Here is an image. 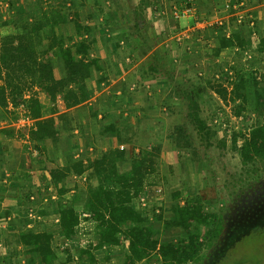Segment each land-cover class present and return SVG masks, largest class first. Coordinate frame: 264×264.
Here are the masks:
<instances>
[{
  "label": "crops",
  "instance_id": "obj_1",
  "mask_svg": "<svg viewBox=\"0 0 264 264\" xmlns=\"http://www.w3.org/2000/svg\"><path fill=\"white\" fill-rule=\"evenodd\" d=\"M62 1L43 0L38 5L37 0H0V33L6 35L25 32L22 19L28 17L29 12L37 15L41 9L49 8L50 3L58 4ZM67 4L70 8L62 11L63 21L54 28L47 25L42 31L48 35L55 32L59 36L69 37L66 46L67 43L76 44L83 39L96 38L89 55L98 58L103 68L91 69L90 76L85 79V96L78 104L68 107L64 94L57 95L55 104L59 111H71L75 121L73 130L63 131L60 135L57 152L54 145L47 140L39 144L40 148L36 147L29 136L34 119L29 123L20 121L21 117L18 118L17 115L23 110L19 103L13 102L11 87L6 86L8 104L6 107L0 105V237L6 230L19 232L22 228L33 225L30 222L33 219L22 210L27 204L23 192H31L35 204L32 207L40 208L42 205L47 210H53L59 201L72 194L71 199H66V205L73 206L80 215L74 237L80 238V242H86L85 245L81 244V251L88 244H97L100 240L96 231L97 222L83 203L87 198L88 185L96 184V179L89 177L92 171L89 166L104 152L118 146L117 138L104 132V125L114 118L117 124H124L129 118L136 123L148 116L161 122L169 107L176 110L171 115L177 118L174 123L180 121L179 97L170 95L164 85L156 88L161 82H157L159 79L146 80L138 88L136 84L130 83L134 67L128 66L137 60L144 62L153 51H157L164 64L167 61L165 57H170L178 78L189 74L190 69L215 78L220 76V71L227 69L230 72L252 71L257 68L261 70L264 67V51L259 47L264 38V0H68ZM138 12L144 17L143 22L139 23L140 32L143 34L140 40L148 38L150 42L156 41L152 50L141 59L139 56L136 58L130 49L137 41L132 33L136 31L134 17ZM76 21L89 25L90 31L83 30L78 33ZM234 33H238L245 44L242 47L236 44L222 47L220 38L230 37ZM47 45V41H44L37 49H46ZM50 62L57 79L67 76L62 58L52 55ZM0 74V84L5 85L6 73L2 70ZM186 77L192 78L188 75ZM229 78L233 79V76ZM126 83L129 85L128 90ZM69 88L76 89L77 84L69 83ZM39 90L35 84L33 92H23L22 95L29 97L39 94ZM212 93L217 96L215 92ZM219 102L224 105L218 96L217 103L220 104ZM169 139L173 147V138H168L161 143L163 149H169ZM121 146L126 150V159L119 163L122 171L128 169V158L137 154L139 148L132 144ZM69 160H81L87 170L83 174L69 175L66 186L70 190L59 196L49 169L63 166ZM158 177V171L147 173L144 189L133 201L134 206L141 209L153 223L157 212H162L163 216L171 214L174 203L173 200L169 201L166 194L157 193L159 184L154 183ZM76 184L77 190L74 189ZM47 188L51 197H45ZM154 190L155 194H151ZM76 191L80 192L79 205V201L74 199ZM54 198L58 201L53 202ZM57 215L59 220V212ZM49 218L48 215L40 217L39 220L44 223L40 230H51L47 227ZM57 226L58 237L71 242L73 239L65 238L59 224ZM93 229L94 237L89 239L90 236L86 235ZM106 248L114 250L115 247L104 245L93 250L96 261L105 256L103 251ZM128 251L127 240L124 255Z\"/></svg>",
  "mask_w": 264,
  "mask_h": 264
},
{
  "label": "trees",
  "instance_id": "obj_2",
  "mask_svg": "<svg viewBox=\"0 0 264 264\" xmlns=\"http://www.w3.org/2000/svg\"><path fill=\"white\" fill-rule=\"evenodd\" d=\"M42 2L43 0H37L36 4L41 5ZM67 2L68 0H63L58 4L50 3L49 8L41 9L37 15L32 11L29 12L30 15L22 19V27L25 30L23 33L6 35L0 33V72L4 70L6 73L5 85L0 84V105L6 107L8 104L6 86L11 87V99L18 104L23 96L21 84H26L24 82H28L27 80L32 84H37L40 93L34 94L26 101L28 114L34 119V126L29 129V136L37 148H40L39 144L47 140L54 145L56 152L62 132L71 131L75 126L71 111L60 112L57 108L55 104L57 95L64 94L68 107L78 104L85 96V79L90 76L91 69L103 68L98 58L89 55L96 38L83 39L76 44L68 45L67 43L66 46L65 43L70 39L69 37L59 36L55 32L48 35L42 31L47 25L54 28L63 21L62 11L70 8ZM29 17L32 19L30 20ZM134 19L136 31L132 34L137 41L130 49L141 57L152 50L156 41L153 43L147 38L142 42L140 38H143V34L140 32L139 23L143 22L144 17L138 12ZM76 28L78 33L83 30L90 31L89 25L77 21ZM44 41H47V48L38 50V46ZM220 42L222 47L234 44L242 47L245 44L244 39L238 33L230 37L223 36ZM259 49L264 51V38L261 40ZM158 54L157 51H153L147 57L146 62L141 64L140 73L133 72L132 80L138 87L143 86L148 79H159L156 81H163L164 83L160 85L164 84L166 91L170 95L179 97L181 103L184 104V108L178 112L180 121L174 125L173 147L176 150H185L187 146L192 145L193 139L189 125L193 126L199 139L205 142L207 147L214 143L213 134L215 132L210 125L209 118L202 112V105L198 98L201 96V89L196 88L197 86L194 88L195 85H205L210 93L215 92L226 105L234 103V112L238 115L246 110L251 97L254 110L264 112V80L262 82L253 77L250 83L249 74L236 70L235 77L228 82L230 86L222 81L214 82L203 77L196 80L181 74L185 82L189 84L185 85L181 83L182 78L176 76L175 69L169 70ZM52 55L63 59L67 70L65 78L55 77L50 62ZM224 77L230 79L227 75ZM69 83L77 84V88L70 89ZM126 86L128 90L127 83ZM175 111L169 107L168 114L172 115ZM117 123L114 118L109 124H105L104 132L115 136L118 146L104 152L89 166L92 169L89 177H94L96 184L88 185L87 198L83 203L85 209L97 222L96 231L100 240L97 244L90 243L87 248L81 249V257L95 262L96 257L93 250L104 245H121L126 239L129 251L124 255L123 264H138L153 254L157 255V260L162 264H188L198 261L202 250L200 229L205 226L210 230L218 224L220 216L216 212L208 211L202 201L197 200L184 204L174 202L170 217L165 218L163 213L159 212L154 220L155 223L150 222L143 211L134 206L133 201L143 191L144 178L153 169L154 152L160 151L162 144L156 142L152 150L146 146L158 139L156 135L163 133L164 126L160 121L149 116L136 123L130 118L127 123ZM139 133L140 135L137 136ZM237 138L238 134L233 133L232 145L238 151L242 162L245 165L264 167V123L254 125L247 133H244L241 146L237 145ZM143 141L146 142L143 144L145 146L139 145ZM123 144H132L138 147L139 151L130 159L128 158V169L121 171L119 163L126 159L125 147L121 146ZM220 144L225 145V141H220ZM86 170L81 160H69L63 166L50 168L49 173L56 185L58 195L62 196L69 192L70 187L66 186V179L69 175L83 174ZM74 189H78L77 184ZM173 195L177 198L180 192L176 191ZM58 203L60 230L65 238H72L80 223V215L73 206H67L62 200ZM163 217L166 227H178L183 231L180 238L162 241L157 231L156 220L160 221ZM262 233H264V226L241 235L222 258L228 256L229 250L236 242L250 235ZM11 236L17 244L25 248L26 254L35 264H55L58 255L53 246L54 233L52 230L27 229L12 232Z\"/></svg>",
  "mask_w": 264,
  "mask_h": 264
},
{
  "label": "rangeland",
  "instance_id": "obj_3",
  "mask_svg": "<svg viewBox=\"0 0 264 264\" xmlns=\"http://www.w3.org/2000/svg\"><path fill=\"white\" fill-rule=\"evenodd\" d=\"M137 56L138 54L135 53L136 58ZM165 58L167 59V68L169 70H176L173 61H170V57L166 56ZM138 61H134L128 68L134 67L133 71L139 74L141 64L146 62V60L144 62ZM263 70L264 67L261 70L257 68L256 70L245 71L246 74H249L248 80L250 83H252L253 77L263 82ZM189 71L190 73L187 75L191 76L192 79L195 78L197 80L203 77L214 82L217 80L223 83L231 80L226 79L224 75L233 76L234 78L236 72V70L232 72L229 69L227 71L222 70L219 72L220 76L215 78V76L211 75L206 76L205 73H200L199 70L190 69ZM158 78L162 77L158 76ZM27 81L24 82L26 84H21L22 92H33L35 84L30 83L29 80ZM181 83L189 85L185 82L184 78L181 79ZM160 84L156 88L160 87ZM195 87H200L201 89V96L198 98L202 105V112L209 118L210 125L215 132L213 134V145L207 147L205 142L199 139V135L193 126L189 125L190 135L193 139L192 145L187 146L186 151L183 149L176 150L171 146L169 139V149L161 147L160 151L154 152L153 169L149 173L158 171V180L153 183L163 187L164 194L167 195L169 201L173 200L174 202L184 204L186 202L201 200L208 211L216 212L220 216L218 224L213 226L214 229L211 227L209 230L205 226L200 229L202 241L200 257L198 261L188 264H264V233L250 235L236 242L229 250L228 256L222 258L241 235L264 226V167L251 164L245 165L238 151L232 145L233 133L238 134L237 145L241 146L243 134L247 133L252 126L264 123V112L262 110H254L251 97L246 110L238 115L234 112V103H231V105L224 103L222 105L219 102L220 104H218V95L210 93L205 85H195ZM31 96H22V100L19 101V106L23 111L22 113H18V118H22L28 114L26 101ZM178 103L181 102L179 101ZM180 106L182 109L184 108V104L181 103ZM164 116V120L161 121V124L164 126L163 133L156 135L158 139H155L153 144H146V147L150 150L155 148L156 142L162 143L168 138H173L172 145L175 142L173 137L174 119L176 120L177 118L168 113ZM223 140L225 141V145L220 144V141ZM144 143L146 142L143 141L139 145H143ZM176 191H179L180 195L174 198L173 194ZM23 193L27 198V204L22 210L24 213L27 212L30 215L29 217L33 219L30 221L33 225L25 229L22 228V230H40V226L44 224L42 220H39L40 217L42 218L46 215L50 217L47 227L51 228L54 233L53 246L58 255L55 264H123L124 251L127 245L126 239H124L121 245H109V247H115L114 250L106 248L103 251L105 256L98 261L91 262L89 259L82 258L79 249L81 244L85 245L86 242H80V238L76 236L72 237L73 240L71 242H67L60 239L57 235V225L59 224L57 215L58 206L56 207L55 205L53 210H47L42 205L39 206L40 208L38 206L32 207L35 204H33L31 192ZM45 193V197H48V195L49 197L52 196L48 188ZM151 194H155V190ZM71 196H66L62 202L67 204L66 199H71ZM76 196L75 198L79 201V205L80 193ZM52 200L53 202L58 201L56 198ZM170 216L171 214H166L164 217ZM164 217L160 221L156 220L157 231L162 241L180 238L183 235V231L178 227H166ZM1 235L3 236L0 237V264H35L26 254L25 248L17 244L14 237L11 236L12 231L8 232L6 230ZM86 236H90L89 239H92L94 237V229L93 231H89ZM138 264L162 263L157 260V255L153 254Z\"/></svg>",
  "mask_w": 264,
  "mask_h": 264
},
{
  "label": "built area",
  "instance_id": "obj_4",
  "mask_svg": "<svg viewBox=\"0 0 264 264\" xmlns=\"http://www.w3.org/2000/svg\"><path fill=\"white\" fill-rule=\"evenodd\" d=\"M226 85H229L230 86V84L227 82V83H225ZM32 117L30 116V115H26V116H24V117H22L21 119H20V121L21 122H23V123H29V122H31L32 120ZM157 193L158 194H164V191H163V187L162 186H160V185H158L157 186ZM33 198V197H32Z\"/></svg>",
  "mask_w": 264,
  "mask_h": 264
}]
</instances>
